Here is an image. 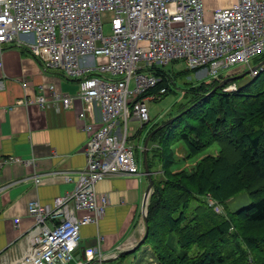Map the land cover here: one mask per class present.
<instances>
[{
	"label": "built area",
	"instance_id": "obj_1",
	"mask_svg": "<svg viewBox=\"0 0 264 264\" xmlns=\"http://www.w3.org/2000/svg\"><path fill=\"white\" fill-rule=\"evenodd\" d=\"M13 43L28 49L44 69L61 71L78 85L74 95L49 99L41 93L18 103L46 108L60 102L69 109L80 99L78 118L88 138L84 168L75 177L66 175L74 188L49 203L30 202L32 243L5 264H89L95 249H84L82 256L80 229L105 214L109 198L97 191L99 181L141 172L129 122L147 125L145 101L167 92L161 87L140 98L158 86L156 70L169 76L164 66L183 60L187 68H205L216 78L249 64L264 52V0H233L210 18L205 0H0V49ZM17 161L26 162L5 159Z\"/></svg>",
	"mask_w": 264,
	"mask_h": 264
},
{
	"label": "trees",
	"instance_id": "obj_2",
	"mask_svg": "<svg viewBox=\"0 0 264 264\" xmlns=\"http://www.w3.org/2000/svg\"><path fill=\"white\" fill-rule=\"evenodd\" d=\"M263 59L264 52L256 56V63ZM156 75L158 86L141 98L161 87L169 92L172 78L160 69ZM227 77L223 72L190 86L191 98L169 115L173 121L149 138L163 170L159 181L152 177L154 189L147 205L143 244L150 247L152 264H264V70L235 91L223 90L230 81L212 91ZM165 121L153 124L148 134ZM177 142L183 143L188 158L211 145L217 153L201 157L192 170L174 172L172 146ZM241 192L250 202L228 210L227 216L207 201L210 196L226 208L227 200Z\"/></svg>",
	"mask_w": 264,
	"mask_h": 264
},
{
	"label": "crops",
	"instance_id": "obj_3",
	"mask_svg": "<svg viewBox=\"0 0 264 264\" xmlns=\"http://www.w3.org/2000/svg\"><path fill=\"white\" fill-rule=\"evenodd\" d=\"M207 2L205 0L208 18L211 9L233 3L209 6ZM23 82L27 83L26 87ZM77 89L74 79L66 78L61 71L44 69L25 47L13 43L0 49L1 264L20 257L32 243L30 231L34 218L28 212L30 202L49 203L54 197L72 191L74 181L67 180L66 175L75 177L84 168L83 151L88 138L78 118L83 108L80 99H74L69 109H64L60 102L42 108L35 103L21 104L18 100L41 93L54 99L57 95H74ZM94 114L98 119L99 110L95 108ZM148 127L141 136L137 135L141 126H133L132 130L131 141L141 154L138 155L140 174L112 175L96 185L99 193L108 195L109 203L97 223L83 225L80 229L79 252L84 256V249H95L94 259L89 264H134L135 255L119 254L136 249L145 233L144 197L149 180L144 173L142 153ZM10 156L26 162L6 163L5 159ZM149 170L152 178L155 172L152 168ZM35 177L40 178L39 183L35 182ZM247 203L246 196L236 203V209ZM84 213L77 211L78 215Z\"/></svg>",
	"mask_w": 264,
	"mask_h": 264
},
{
	"label": "rangeland",
	"instance_id": "obj_4",
	"mask_svg": "<svg viewBox=\"0 0 264 264\" xmlns=\"http://www.w3.org/2000/svg\"><path fill=\"white\" fill-rule=\"evenodd\" d=\"M233 0H208V5L209 6H215V5H220V3L223 2H231ZM215 8L211 9L214 11ZM104 31L108 32V27L105 24L104 25ZM264 60V59H263ZM262 61V60H261ZM259 62L256 63V57L252 58L249 62V64H242V65H235L231 69H228L224 72L227 73V78L228 83H230L226 86H224L223 90L227 87H231L230 90L228 91H235L239 85L246 84L249 82H252L255 78V75L259 74L263 70L258 68L255 71H250L249 73L245 74L248 69L253 67L254 65L258 64ZM165 71H167L168 75L172 78V83L169 82L170 88L169 92L166 93V95L161 96L159 99H147L145 101L148 111H149V118L150 122L146 125V127L149 131L151 128V124L156 122V121H163L170 119L169 115L171 112H176V105L178 103H187V99H190V93L188 94V88L190 86H195L201 83V81H207L211 76L207 73L205 68H201L198 70H193L190 69L188 72H185L187 69V66L183 60H177L174 61L167 66H164L163 68ZM242 75V76H241ZM235 80H237L235 82ZM259 81V80H258ZM221 83V82H220ZM225 83V84H226ZM224 84V85H225ZM129 125L134 126L139 128L140 123L137 121H130ZM141 129V128H140ZM140 129L138 133L140 132ZM137 135L141 136V133ZM143 133V132H142ZM148 135V132H146L145 137ZM144 137V138H145ZM135 142H137L136 138L134 139ZM143 145H144V140H143ZM151 144L149 143L148 149L150 148V157H151V168L154 170L155 174L153 175L154 182L159 181L163 177V170H162V164L159 161L158 157L154 156V152L152 153L151 151ZM173 150L175 153V157L177 159L176 164L173 165V171H178L181 169H186V170H192L193 167H195L196 162L203 157L206 154H213L215 155L217 153V147L216 145H211L210 147H207L199 156L193 157V158H188L187 157V150L184 147L182 142H177L173 144ZM144 152V151H143ZM148 152V150H147ZM137 154V151H136ZM138 155L141 156L139 149H138ZM143 155V153H142ZM154 189V187H153ZM153 191V190H152ZM248 198V201L250 202V198L247 193L241 192L238 193L234 196H232L230 199L227 200L226 202V208L223 207L222 204L218 203L217 201L213 200L210 198V196H207V201L210 205L213 206V209L216 211L215 208L218 209V212H221V214L228 215V210L233 211L237 207V202L240 200L244 199V197ZM212 202V203H211ZM243 204V203H242ZM239 206V205H238ZM227 209V210H226ZM149 245L148 244H141L136 249L131 252L132 255H135V261L134 264H152V259L149 255Z\"/></svg>",
	"mask_w": 264,
	"mask_h": 264
},
{
	"label": "water",
	"instance_id": "obj_5",
	"mask_svg": "<svg viewBox=\"0 0 264 264\" xmlns=\"http://www.w3.org/2000/svg\"><path fill=\"white\" fill-rule=\"evenodd\" d=\"M264 64V60L260 61L258 64L254 65L253 67H251L250 69H248L246 71L245 74L249 73L250 71H255L257 70L260 66H262ZM242 76V75H241ZM228 81V79H225L223 80L219 85H217L212 91L216 90L217 88L223 86L226 82ZM174 117L170 118V119H167L163 124L159 125L158 127H156L153 131H151V133H149L146 138L144 139V152H143V159H142V163H143V169H144V173L147 175L148 177V180H149V186H148V189L146 191V194H145V197H144V223H145V233H144V236L143 238L139 241L137 247L139 245H141L143 242H144V239H145V234H146V223H147V218H146V215H147V205H148V202H149V198L151 196V193H152V186H153V182H152V178H151V171L149 170V167H148V163H147V145H148V141H149V138L150 136L156 132L158 129H160L163 125H166L168 123H170L171 121H173ZM135 250V248H132V249H128V250H124V251H121L119 255H127L131 252H133Z\"/></svg>",
	"mask_w": 264,
	"mask_h": 264
},
{
	"label": "bare ground",
	"instance_id": "obj_6",
	"mask_svg": "<svg viewBox=\"0 0 264 264\" xmlns=\"http://www.w3.org/2000/svg\"><path fill=\"white\" fill-rule=\"evenodd\" d=\"M147 95V94H146ZM141 98V97H140Z\"/></svg>",
	"mask_w": 264,
	"mask_h": 264
}]
</instances>
